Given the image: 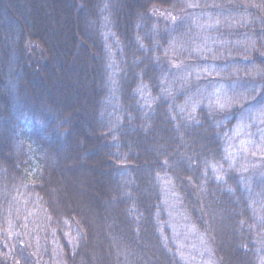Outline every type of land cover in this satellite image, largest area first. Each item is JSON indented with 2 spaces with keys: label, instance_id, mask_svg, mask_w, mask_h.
I'll return each mask as SVG.
<instances>
[{
  "label": "trees",
  "instance_id": "obj_1",
  "mask_svg": "<svg viewBox=\"0 0 264 264\" xmlns=\"http://www.w3.org/2000/svg\"><path fill=\"white\" fill-rule=\"evenodd\" d=\"M207 1L240 16L216 29L244 42L232 60L264 97V0ZM190 4L0 0V264H54L27 241L37 228L57 264H185L167 180L219 264H264V162L227 151L238 109L191 110L171 82Z\"/></svg>",
  "mask_w": 264,
  "mask_h": 264
},
{
  "label": "rangeland",
  "instance_id": "obj_2",
  "mask_svg": "<svg viewBox=\"0 0 264 264\" xmlns=\"http://www.w3.org/2000/svg\"><path fill=\"white\" fill-rule=\"evenodd\" d=\"M188 1L192 3L189 5L192 11L191 35L187 40L173 42L177 56L172 58L171 82L185 91L186 98L190 97V103L193 102L191 110L204 104L216 107L214 93L217 89L225 93L231 103L224 110L238 109L228 135V156L246 168L249 164L258 168L264 162V116L257 114L264 112V97H259L261 87L257 73L253 68L232 60L233 51L241 48L235 50L233 45L237 47L239 43L242 46L244 42L230 40L227 34L216 29L226 19L227 23L234 25L241 18L235 17L234 12L230 14L228 10L217 8L214 2ZM230 42L233 43L230 45ZM163 186L168 226L179 256L185 264H219L210 241L194 225L172 181H164ZM41 225L39 220L31 219L23 226ZM27 241L33 246L35 256L52 251L54 264H57L59 239L54 231L49 239L42 229L37 228Z\"/></svg>",
  "mask_w": 264,
  "mask_h": 264
},
{
  "label": "snow or ice",
  "instance_id": "obj_3",
  "mask_svg": "<svg viewBox=\"0 0 264 264\" xmlns=\"http://www.w3.org/2000/svg\"><path fill=\"white\" fill-rule=\"evenodd\" d=\"M207 71V70H205ZM216 99L214 101L215 106L219 109H224L228 107L231 103L230 98L226 96L225 93H223L220 89H217L214 93ZM258 116H264V112L258 113Z\"/></svg>",
  "mask_w": 264,
  "mask_h": 264
}]
</instances>
